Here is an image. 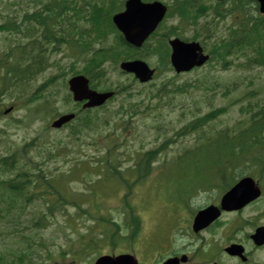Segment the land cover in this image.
Here are the masks:
<instances>
[{"label": "rangeland", "instance_id": "rangeland-1", "mask_svg": "<svg viewBox=\"0 0 264 264\" xmlns=\"http://www.w3.org/2000/svg\"><path fill=\"white\" fill-rule=\"evenodd\" d=\"M3 1V0H1ZM164 0L163 2L166 3ZM28 8V4L26 0H23L20 10V13ZM0 11L2 14L7 12L8 14L12 13L9 8L4 9V7H0ZM167 22H171V19H168ZM219 27L223 26V22H217ZM223 33L224 31H220ZM187 36L191 34L188 30L185 32ZM4 33L0 32V40L3 38ZM0 46L2 43L0 42ZM53 62H57L58 64L67 67L69 58L66 54L63 53L62 49L57 53L51 56ZM148 62H154L153 59L148 58ZM108 74H109V82L112 84L123 81L125 79L124 75H120L117 70L111 67L109 64ZM56 67L51 66L47 71L41 76L36 77V84L40 83L44 78H48L51 75H54L56 72ZM174 72H165L164 74H160V76L155 80L156 82L162 81L165 77V80L169 77H172ZM200 79L198 82H214L220 84L221 81L231 83L232 81H236L237 84L231 85L228 89L230 93L223 94L221 89L215 93L216 98L213 101V105H224L229 100L230 101V109L224 114L220 115L217 119L214 120V123L211 124L213 128H218L217 124H224L232 127L237 120L241 119L242 116L239 113L238 109L241 104L245 103L244 100V92L248 89L257 88L259 85H262L261 82H264V71L261 69L252 70L249 72H245L243 69L235 68L234 66H228L226 70L221 69H212L210 66H203L198 70L191 71L188 73L180 74L177 78H175V83L182 84L188 83L189 85L186 90L187 92L182 93L180 95H176L171 98L173 100V104L171 109L175 112H171L169 107H160L158 110H154V112H162L164 115L171 117L172 119L177 114V110L179 107L176 105H180L183 103L190 102L191 99L195 98L197 95L202 94L206 95L202 92L206 90V84H199L201 91L195 89L193 84H195L196 80ZM252 81L251 82H249ZM245 86H249L246 88ZM136 89L137 85H135ZM172 87V86H171ZM146 87L142 90H147ZM49 94L50 92L53 95H56V100L51 101L56 110H63L68 107V105L62 104L60 97L62 93L65 91V87L61 82L60 77L55 78V84L51 87H48ZM47 89V90H48ZM155 88H153L154 91ZM46 92V91H45ZM260 97L264 101V85L262 89L259 91ZM52 95V96H53ZM51 96V97H52ZM135 98L137 99V103L139 104V110L137 113V119L134 120L133 125L130 127L129 132L127 133H136L139 137H130L131 143H128L126 146H122L112 152L113 156H120L118 153L124 150H127V153L130 150H142L149 148L153 145H156L158 141H160L152 132L147 131V124H142L139 122L140 117H142V113L147 111L143 107L149 103L148 96L145 94H136ZM168 100L170 98H163ZM118 103L115 101L111 106ZM164 104V100L162 103ZM33 105H36L33 103ZM110 105V104H109ZM170 111V113L168 112ZM30 110L24 107L23 109L15 110L10 115L0 116V155L6 152L5 148H9L10 150H14V147H17L23 143L30 141L32 137L47 136L48 138H52L56 134H64V131H49L50 133L43 134L42 128L45 126V119L34 114H29ZM15 119H19L18 121ZM149 134L148 137H145V134ZM196 134L193 135L196 136ZM193 140L191 138L187 139L184 142H176L169 146L166 151L160 154L158 161L155 165L153 174H156L161 170L162 165L169 160L171 157L177 156L181 150H183L185 146L193 144ZM101 152L100 154L106 151V146L103 143L98 142ZM85 152L88 155L95 154L96 150L92 146H88L85 148ZM215 154L212 151L210 146H203L197 151L191 153H183L180 154L176 160L168 163L161 173V175L156 179L149 182L144 187V196L142 200V204L144 206V211L146 215L142 212L141 216H143V223L147 222L148 224L143 228L142 235L137 237L135 240V248L133 249L136 253L138 260L141 262L143 260H150L149 257L145 258L143 255V250L151 251L154 255H159L166 253L171 248V243L168 238V229L174 223L172 215L178 211L177 208V199L180 195L185 194L187 191L194 188L195 184L199 181V178L205 175L206 172L213 171L211 168L212 163L215 161ZM123 158L124 156H120ZM128 164V163H127ZM58 165H61V162H58ZM115 183V181L109 176H103L101 180L97 181L98 185H102V187L106 188L109 184ZM72 187L75 191H82L85 188L84 183L79 181H73ZM137 192V191H136ZM136 194V193H135ZM135 202V195H134ZM106 203V202H105ZM108 210L112 209V206L117 204L114 198H110L107 200ZM106 205V204H105ZM17 217L10 219L8 222L3 223V219H0V245L4 248L11 247L17 248L21 247V249H28L31 247L32 253H29L34 259H41V264H54L53 260L57 259L60 262L68 263L70 260L69 255L65 254L64 259H59L57 253L59 250L70 248V243L66 242L64 238V233L68 231V228L63 223V220L60 216L57 217V220L52 221L48 225L43 228L33 227L31 224L32 217H38V214L42 211L41 206L37 204H29L25 207L17 208ZM168 209L169 212H168ZM4 212L3 210L1 213ZM149 218L151 220L149 221ZM35 231V232H33ZM23 235L31 236V243L28 244V240L23 238ZM68 250H65L67 253ZM9 252V249H7ZM117 252V251H116ZM105 253H114L111 250H105ZM264 253V250H263ZM52 254L53 257H49ZM92 257L89 255L86 259H79L77 261L78 264H87L88 260ZM261 256L259 257V259ZM25 259V258H24ZM23 259V260H24ZM227 264H233L231 261H226Z\"/></svg>", "mask_w": 264, "mask_h": 264}, {"label": "trees", "instance_id": "trees-1", "mask_svg": "<svg viewBox=\"0 0 264 264\" xmlns=\"http://www.w3.org/2000/svg\"><path fill=\"white\" fill-rule=\"evenodd\" d=\"M40 3V5L43 4L44 8H42V12L45 9H50L51 11H57L58 9L61 10V12H65L67 9H71L69 0H47L43 2V0H36ZM187 2L185 3L186 7H190L191 1L185 0ZM238 1V0H237ZM85 2V1H83ZM93 8L92 13V21H102V25L105 29L109 27L108 29L111 31H114V28L112 26L111 29V14L117 10H119L122 7V1L119 0H100V4H97L95 2V7L92 4ZM186 7L184 10H186ZM190 9L187 10L185 13L187 15H190ZM202 11L196 14V17L201 15ZM230 14L232 17V23L229 25V30L227 32V39H221L216 42L212 43V49H210V53L212 54L213 58H216L219 60L220 58H223L225 54L228 53V51L236 46H241L243 48V45L247 44L249 45L248 49H243V55L245 58V61L247 62L244 66L250 67L251 64H264V45L259 42H255L253 40L254 37H259V34H255L257 30L260 28V24H258L257 19L253 16V14L249 13L247 10H245L244 3L241 1V4H234L233 8L230 10ZM196 19V18H195ZM39 24H46V21H44V16L42 15L39 19ZM44 21V22H43ZM110 25V26H109ZM49 27V26H46ZM0 28H5L8 30H12L14 28L13 23H5L4 25H0ZM69 30H73V27L70 26L67 28ZM50 28L46 30L48 32L47 37L52 39L53 33L50 32ZM97 29H95L96 31ZM27 31V29H26ZM110 31V32H111ZM81 33L78 34L81 38L85 37V33L88 32L87 30L80 31ZM104 31L99 29L97 30V34L100 37V39L103 38ZM259 33V32H258ZM116 42L114 44H110L109 48H99V49H88L85 45V39L83 38L81 42L79 43L78 50L82 51L83 55L86 53H90L89 56L83 57V63L81 67L82 73H85L89 76L91 85L94 87L96 84H102L103 87L106 86V68H105V62L110 61L114 65L117 64V62L121 58L126 57H132L134 54H138L139 56L142 54L141 52H135L134 50H128L126 49V46L121 43L119 40L118 34H116ZM254 44L260 48V50H257L254 47ZM28 52V51H27ZM27 52H25V57H27ZM81 53V54H82ZM149 55H157L158 56V68L159 70H166L170 69L168 65V47L166 46L165 41H163L161 44L159 43L158 46H156V49L148 51ZM39 54H35L31 61H33V64H30V60L25 61L24 63L21 62H14V61H8L9 58H11V52H4V54L0 57V70L2 73V76L0 78V98L1 96H8V97H15L20 100L23 98V91H28L31 87L30 82V76H32L33 73H35L36 70H40L41 66H39L40 60H39ZM23 62V61H22ZM76 73V72H75ZM176 75V74H175ZM177 77V75L175 76ZM174 78L170 81V83H160V85L155 89L157 95L160 93H168L170 92L171 88H168V85L173 86L175 91H183L185 86L184 84L178 85L174 81ZM132 81L135 82L134 78H132ZM53 83L52 79H49L45 81L42 85H39L35 88V95H31L28 98L26 97L27 101L32 100L33 98H37L41 93H37L38 90H40V87L48 86ZM153 84V83H150ZM155 86V84H153ZM126 88V87H125ZM249 93H254L249 92ZM25 97V95H24ZM69 100V93H67L64 97V101L67 102ZM121 112H127L128 109L121 105ZM227 109V107L218 108L217 112H223ZM250 110V119L248 122V125L245 126L246 128H239L237 135H243L245 139H243L241 142L245 143V141H249V144H241V150L243 152H248V155L250 156H264V141L261 140V130L264 129L262 118H264V108H260L257 110H254L251 106L249 107ZM241 111H244L241 109ZM215 115V114H214ZM212 113L208 112L203 116H199L196 119H203L208 121L209 119H212L214 117ZM99 120V121H98ZM116 121V120H115ZM114 121V122H115ZM108 122L104 115L102 113H99L98 115H94V118H82L81 120L78 119L74 124H70V131L69 135L72 136L73 142L75 145H79L81 142V136L87 133H93L96 130L98 131L99 128L101 129L103 126L107 125ZM258 128V129H257ZM262 128V129H261ZM256 129V130H254ZM236 137V136H233ZM63 143L61 140H55L53 143L46 144H33L36 147L37 155L43 156V157H49L52 156L54 151H57L59 147L66 146V144ZM259 146L258 152L256 151V146ZM158 150H148L145 153H143L142 157L140 158L139 164L144 163L145 164V170L149 171L150 169V162L155 157ZM78 159V157H75ZM7 161V158H4ZM2 162V165L5 169H7L6 163L3 162V159L0 161ZM33 162V161H32ZM76 162V161H74ZM78 162L81 163V160L78 159ZM85 162V161H84ZM252 164H256L258 166L263 167L264 161H252ZM34 164V162H33ZM82 163L81 165H83ZM6 165V166H5ZM35 165V164H34ZM115 172V169H114ZM19 178H13V179H0V183L2 184V188L4 190L3 195L7 196V198H11L14 196H17V194L25 195V192L23 190L26 189L27 184L31 183L33 181L32 178L28 176H23L22 180L19 181ZM125 182V181H124ZM129 186V184H127ZM56 193V200L59 202H68V200L72 197L70 191L67 190V195L63 194L61 190L58 192L57 189L53 190ZM130 211V223H131V237H133L138 229V226L140 224V219L134 214L131 207ZM129 209V210H130ZM115 222V221H113ZM116 223V222H115ZM119 225V224H118ZM108 235V234H107ZM10 257H8V261L4 258L2 259V262L0 264H21L18 263V260L21 261V257L18 256L15 258V256L10 253ZM26 256V255H23ZM22 256V257H23ZM13 258V259H12Z\"/></svg>", "mask_w": 264, "mask_h": 264}, {"label": "water", "instance_id": "water-1", "mask_svg": "<svg viewBox=\"0 0 264 264\" xmlns=\"http://www.w3.org/2000/svg\"><path fill=\"white\" fill-rule=\"evenodd\" d=\"M262 10H264V0H261ZM164 8L158 3L144 4L140 0H128L126 11L114 16L117 26L123 31L125 37L130 42L140 45L143 39L153 30L158 20L161 18ZM173 52L171 54L172 64L176 70L188 69L194 64H201L206 56L201 54V48L197 43H184L178 39L170 41ZM127 71L135 72L141 80H146L151 72L143 62H124L121 64ZM70 87L74 90L75 98L83 96L86 91V80L82 77H74L70 81ZM99 95L90 93L89 97L93 103H97ZM71 115H64L57 119L53 125H60L63 121L69 119ZM249 186L244 185L242 188ZM238 191H234V196ZM253 191L250 189L245 193V196H253ZM96 264H135L129 256H119L115 259L104 256L97 260Z\"/></svg>", "mask_w": 264, "mask_h": 264}, {"label": "flooded vegetation", "instance_id": "flooded-vegetation-1", "mask_svg": "<svg viewBox=\"0 0 264 264\" xmlns=\"http://www.w3.org/2000/svg\"><path fill=\"white\" fill-rule=\"evenodd\" d=\"M191 236L194 237V234L191 233ZM206 240L209 241L210 240L209 237L208 238H205L202 243H204ZM240 241L243 242V243L245 242V243L248 244L249 243V234L247 235V238H243ZM252 247H253V250H256L257 249V247H254L253 245H252ZM193 259H195V258L193 256V254L190 253V263L192 262ZM202 259H203V261L205 263H209L210 262V257L206 256L205 254L203 255V258ZM260 264H264V263H260Z\"/></svg>", "mask_w": 264, "mask_h": 264}]
</instances>
